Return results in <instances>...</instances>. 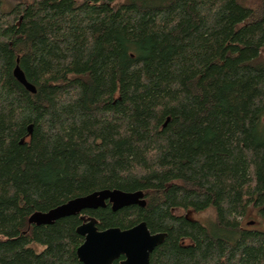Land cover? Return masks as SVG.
<instances>
[{"label": "trees", "instance_id": "obj_1", "mask_svg": "<svg viewBox=\"0 0 264 264\" xmlns=\"http://www.w3.org/2000/svg\"><path fill=\"white\" fill-rule=\"evenodd\" d=\"M260 6L18 2L19 20H0V264H83L80 214L29 218L102 189L144 191L145 207L82 214L166 232L150 264H264V229L247 222L264 218ZM207 210L211 227L191 215Z\"/></svg>", "mask_w": 264, "mask_h": 264}, {"label": "water", "instance_id": "obj_2", "mask_svg": "<svg viewBox=\"0 0 264 264\" xmlns=\"http://www.w3.org/2000/svg\"><path fill=\"white\" fill-rule=\"evenodd\" d=\"M19 62V59H18ZM14 76L27 90L37 92V87L30 82L19 63L14 68ZM33 126H29L32 133ZM114 211L130 205L145 207L147 201L142 190L124 191L121 189H102L68 200L47 211H35L31 214V224H53L56 220L80 214L82 222L76 232L84 240L76 250L77 257L83 264H114L121 257L123 264H150L154 249L162 244L166 232H152L146 221H141L127 229L109 227L100 229L94 216L82 214L87 209L104 208L108 205ZM255 221L249 222L254 224Z\"/></svg>", "mask_w": 264, "mask_h": 264}, {"label": "rangeland", "instance_id": "obj_3", "mask_svg": "<svg viewBox=\"0 0 264 264\" xmlns=\"http://www.w3.org/2000/svg\"><path fill=\"white\" fill-rule=\"evenodd\" d=\"M31 2L33 0H0V20L2 21H16L19 20V16L20 15H7L8 12H10L14 7L17 6L18 2ZM264 0H240V2L245 5V6H249L255 9H258L259 7H261L260 5L263 3ZM23 9V8H22ZM19 22V21H17ZM263 58H264V52H263ZM176 214H184L186 213L185 210L179 209V210H175L174 211ZM191 214V213H189ZM194 218L200 220V222H202L203 224H205L208 227L212 226L213 221H211L210 218H212V216L214 215L212 210H207L204 212H198V213H194L191 214ZM249 220H256L255 224L250 225V228L253 229H264V218L261 216V214L258 213L257 210H252V212L248 215L247 217V222ZM34 246L41 250L42 248H44L43 246H40L38 244H34Z\"/></svg>", "mask_w": 264, "mask_h": 264}, {"label": "flooded vegetation", "instance_id": "obj_4", "mask_svg": "<svg viewBox=\"0 0 264 264\" xmlns=\"http://www.w3.org/2000/svg\"><path fill=\"white\" fill-rule=\"evenodd\" d=\"M121 258H122V257H121ZM123 259H124V258H122V260H123ZM122 260H121V261H122Z\"/></svg>", "mask_w": 264, "mask_h": 264}]
</instances>
